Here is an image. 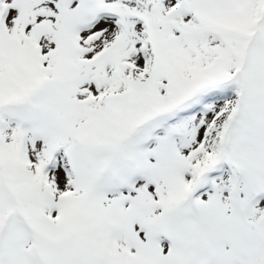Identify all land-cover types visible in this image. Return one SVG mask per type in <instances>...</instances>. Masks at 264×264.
<instances>
[{"label": "snow or ice", "instance_id": "snow-or-ice-1", "mask_svg": "<svg viewBox=\"0 0 264 264\" xmlns=\"http://www.w3.org/2000/svg\"><path fill=\"white\" fill-rule=\"evenodd\" d=\"M0 264H264V0H0Z\"/></svg>", "mask_w": 264, "mask_h": 264}]
</instances>
